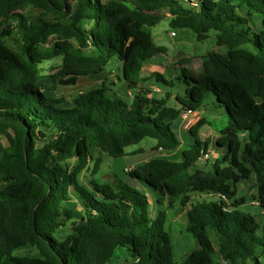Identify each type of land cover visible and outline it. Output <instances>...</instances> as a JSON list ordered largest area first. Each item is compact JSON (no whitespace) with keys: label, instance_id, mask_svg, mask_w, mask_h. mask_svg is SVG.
Returning a JSON list of instances; mask_svg holds the SVG:
<instances>
[{"label":"trees","instance_id":"1","mask_svg":"<svg viewBox=\"0 0 264 264\" xmlns=\"http://www.w3.org/2000/svg\"><path fill=\"white\" fill-rule=\"evenodd\" d=\"M30 7L39 15L30 16ZM156 11L199 41L214 31L219 47L204 56L200 73L185 67L192 59L181 61L175 79L186 89L173 104L171 93L137 91L143 65L167 53L153 37ZM56 57L62 63L49 77L63 76L59 83L67 86L120 61L132 100L108 96L106 79L65 108V97L41 87L39 64ZM209 93L228 123L216 144L225 150L202 169L196 164L210 149L198 131L206 121L188 130L193 141L185 148L172 124L201 110ZM240 132L248 134L245 143ZM146 137L156 140L154 150L180 149L182 158L156 155L128 170L144 188L80 179L101 167L100 158L90 166L92 146L121 157ZM252 178V199L264 209V0H0V264H108L120 247L133 264H218L216 255L227 264H264V225L240 209L247 198L236 191ZM150 188L159 193L155 214ZM177 204L200 247L180 262L166 228Z\"/></svg>","mask_w":264,"mask_h":264},{"label":"rangeland","instance_id":"2","mask_svg":"<svg viewBox=\"0 0 264 264\" xmlns=\"http://www.w3.org/2000/svg\"><path fill=\"white\" fill-rule=\"evenodd\" d=\"M109 1V0H107ZM27 12L30 16H38L40 13L39 9L36 8H28ZM156 18L155 25L152 27V32L154 39L156 43L159 45H163L167 48V55L168 57H174L173 60L180 57L181 53L179 51H183L184 53L190 54L194 56L193 58V64L192 67L189 68L186 64V66L192 70L195 73H198L202 66V55L204 53H208L209 51H212L214 49H217V42H216V34L214 31L210 33V37L205 41H199L196 37V34L190 30V29H181V28H172L169 23V13L165 11H156L154 13H151ZM172 31H175L178 35L173 36L171 34ZM7 44L11 46L13 49H15L22 57H25L20 49L19 44L13 40L9 39L7 41ZM177 61V60H176ZM119 64L118 60L111 61L108 65L110 69L117 70L118 74H121V72H118V68L122 66L116 65ZM62 63L61 57H56L51 60L44 61L39 64V67L41 68V74L43 76L42 81V88L47 95L52 97H65L67 102L66 104L62 105L65 108H70L72 106L73 97L76 96L80 91H89L90 89L96 88L100 86L102 83L98 82L91 77H81L76 85H63L59 83V80L61 78H65L63 76L57 77V78H50V74H54L57 71L58 66H60ZM121 63V62H120ZM115 64V65H114ZM176 66L179 68L181 67V63L176 62ZM115 79L113 81H118L117 76H113ZM174 82V86H166V84L162 81L154 80V83L159 85L164 90L173 91L175 94L179 93L183 95L185 93V83L183 81H179L175 78L172 79ZM109 87L113 88V93L119 92V84L114 85V87H111V81L108 82ZM113 93H108V96L113 97ZM117 95V94H116ZM118 96V95H117ZM120 97V96H119ZM123 98V97H121ZM124 99V98H123ZM204 107H206L205 114L207 116L208 125L211 126L212 129L220 132L223 128L226 127L228 123V116L225 107L221 106L215 95L213 93H209L206 97V100L204 102ZM197 115V114H196ZM198 114L197 116H199ZM201 117L197 118L193 121L192 126H194ZM180 119L177 118L173 121V129L179 136V138L183 141L182 147L185 148L187 145L184 143V139L182 138V132H180ZM191 126V127H192ZM190 127V128H191ZM241 138L243 143H245V137L248 135L247 132L243 133L240 132ZM189 136L193 139L191 134ZM201 139V137L199 136ZM156 144V140L151 137L144 138L140 143L136 145H131L126 148V151L128 152L127 155L121 156V157H111L107 153L95 148V146H92L90 148V151L92 155L94 156V159L91 160L90 166L92 167L94 165V162L96 159H101V167L98 170V172L93 176L91 173V170H88L84 172V174L81 175V180L88 185L89 180L92 178H95L98 181H108L113 182L112 180L115 178L116 180H123L130 185L138 186L144 188L141 182H138L137 179H134L130 176V174L127 172L129 168H132L131 166L139 165L140 163H144L145 161H148L149 159L155 157L157 154H155L154 146ZM212 150L209 152H212V154L209 157H203L198 164H196L197 167L202 169H209L212 167V163L215 161L217 154L219 156L222 155L225 148L221 147H215V140L213 141V145L211 146ZM143 148L144 151L136 154H132V151ZM180 156L182 158V153L180 152ZM74 163V162H72ZM236 191L237 195L243 196L247 198V202L240 208L242 211L246 213H251L253 215H256L260 222L264 225V209H262L258 202L255 205L252 199V196L254 194H257V181L255 178H252L247 181H240L236 183ZM150 198L152 199V213L155 214V208L157 206L156 200L159 197L158 191L154 188H150L149 190ZM255 202V201H254ZM77 200L74 199L71 202V205H77ZM154 209V210H153ZM185 208L182 207L180 204H177L175 209L170 210L169 212V220L166 224L167 230L171 234L172 238V246H173V253H174V259L177 262H180L183 260V258L191 251L200 249L198 243L196 242L193 235L187 231V216L184 214ZM175 220V221H173ZM180 222V223H176ZM68 228H63L62 235H65L67 232H69ZM56 236H60L58 233H56ZM213 237V234H211ZM260 250V247L258 248V251ZM264 250V249H262ZM218 260V264H223V260L219 258L217 255L215 257ZM262 261L264 262V256L261 254ZM108 264H133L132 257L129 253V251L124 248L120 247L117 249L116 254L114 258L108 263Z\"/></svg>","mask_w":264,"mask_h":264},{"label":"crops","instance_id":"3","mask_svg":"<svg viewBox=\"0 0 264 264\" xmlns=\"http://www.w3.org/2000/svg\"><path fill=\"white\" fill-rule=\"evenodd\" d=\"M168 16H169V23H170L171 15L169 14ZM173 32H175V31H172L171 34ZM177 35L178 34L175 32V35H173V36H177ZM217 49H219L218 45H217ZM217 49H214V50H217ZM179 52L181 53V55L176 60L180 64L182 60H189V58L192 59L191 63H185V67L188 66L189 68H191L192 64H193L194 56L187 54V53H184L183 51H179ZM206 54L204 53V55H202L203 56L202 57V66H201V69L198 73H200L203 70V61H204V56ZM174 57H168L167 53H162V54H158L157 56L153 57L151 60L147 61L142 67V70H141L142 81H141V84L139 85V88L137 91H139L141 89L152 91L153 89L156 88L158 91H156L153 94L154 97H161L165 93H171L172 94V100L170 101V104H173L175 102L174 99H175V96L177 94H175L173 91L164 90L159 85L155 84L154 80H156V77H154V74L159 73L163 77H165L167 80H172L173 78L178 77L180 74V71H179L180 67L178 68L176 66L177 61L175 59L173 60ZM115 64H116V62H115ZM186 64H187V66H186ZM116 65H118V67H119V65H121L120 61H119V64H116ZM118 72H121V74H118L117 70L110 69L109 67H107V69L105 71L98 73V74H92V75L87 76V77H91L92 79L96 80L98 82V84L100 82L103 83V81L107 79L109 83L111 81V85H112L111 87H114V85H118L120 83L119 86H121V87H119V92L118 93L114 92V93L120 97H123L127 101H131L133 98L134 92L130 91L126 82H124L121 79L122 70L120 67L118 68ZM113 76H117L119 83H118V81H113L115 79ZM42 82H45V81H42ZM110 93H113V88H110ZM205 111H206V107H203L201 110H198L195 112V114H197V115L200 114L199 116L196 115L197 118L201 117L200 120L204 119L206 121V123H204L200 127L198 133H199V136L201 137V140L203 142H207L209 149L212 150L211 146L213 145V141L215 140V147H217V145H216L217 140L219 139L221 131L224 128L220 132L212 129L211 126L208 125L209 122L207 120V116L205 114ZM179 119H180V126L179 127L181 130L180 132H182L181 133L182 138L184 139V143L187 145V144L191 143L193 141V139L189 136L190 132L188 130H185V128H184V124L187 120L182 116L179 117ZM172 128H173V124H172ZM155 152H156L155 154H157V155L167 154L168 156H171L175 159H180V157H179L180 156V149H178L176 151H171L169 153H165L162 150H159V151L155 150ZM212 152H213V150H212ZM218 157H219V154H217L216 158H218ZM141 164H143V163H140L139 165H141ZM139 165H135V166L133 165L131 167L135 168ZM150 201L152 202V199H150ZM253 203L257 204L256 201L255 202L253 201L252 204ZM258 205H259V203H258ZM184 214H186V210H184ZM173 221H175V220H173ZM176 223H180V222H176ZM132 262H133V259H132Z\"/></svg>","mask_w":264,"mask_h":264},{"label":"built area","instance_id":"4","mask_svg":"<svg viewBox=\"0 0 264 264\" xmlns=\"http://www.w3.org/2000/svg\"><path fill=\"white\" fill-rule=\"evenodd\" d=\"M172 35H175V32L172 33ZM158 91L156 88L152 90L151 93ZM182 117H184L187 121L184 124L185 130H189L190 127L192 126V123L194 120H196V114L195 112L191 111H186L182 114ZM210 151V150H209ZM209 151L207 154L204 155V157H209ZM132 168H129L128 170L130 171ZM223 264H227V261L223 260Z\"/></svg>","mask_w":264,"mask_h":264}]
</instances>
